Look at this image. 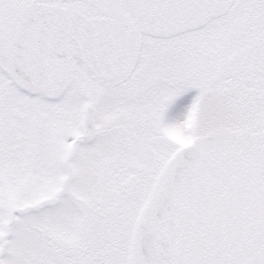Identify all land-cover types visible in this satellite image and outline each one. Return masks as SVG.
Returning <instances> with one entry per match:
<instances>
[{"label": "snow or ice", "instance_id": "snow-or-ice-1", "mask_svg": "<svg viewBox=\"0 0 264 264\" xmlns=\"http://www.w3.org/2000/svg\"><path fill=\"white\" fill-rule=\"evenodd\" d=\"M0 264H264V0H0Z\"/></svg>", "mask_w": 264, "mask_h": 264}, {"label": "rangeland", "instance_id": "rangeland-1", "mask_svg": "<svg viewBox=\"0 0 264 264\" xmlns=\"http://www.w3.org/2000/svg\"><path fill=\"white\" fill-rule=\"evenodd\" d=\"M198 94L196 89H192L184 93L177 101L171 106L170 111H175L178 107L182 109H187L192 103L194 97Z\"/></svg>", "mask_w": 264, "mask_h": 264}]
</instances>
